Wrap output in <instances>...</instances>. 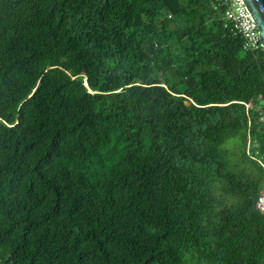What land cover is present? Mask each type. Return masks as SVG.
I'll list each match as a JSON object with an SVG mask.
<instances>
[{
    "label": "trees",
    "instance_id": "trees-1",
    "mask_svg": "<svg viewBox=\"0 0 264 264\" xmlns=\"http://www.w3.org/2000/svg\"><path fill=\"white\" fill-rule=\"evenodd\" d=\"M215 3L0 0V264H264V50Z\"/></svg>",
    "mask_w": 264,
    "mask_h": 264
},
{
    "label": "built area",
    "instance_id": "built-area-1",
    "mask_svg": "<svg viewBox=\"0 0 264 264\" xmlns=\"http://www.w3.org/2000/svg\"><path fill=\"white\" fill-rule=\"evenodd\" d=\"M216 1L214 8L223 7L224 27L228 28L233 34L242 37V50L246 52L262 48L258 38L257 25L250 18L243 2L241 0ZM256 207L264 213V192L259 195Z\"/></svg>",
    "mask_w": 264,
    "mask_h": 264
},
{
    "label": "rangeland",
    "instance_id": "rangeland-1",
    "mask_svg": "<svg viewBox=\"0 0 264 264\" xmlns=\"http://www.w3.org/2000/svg\"><path fill=\"white\" fill-rule=\"evenodd\" d=\"M46 17L42 12H31L25 19L23 27L17 29L14 39L19 43H28L30 38H42L46 34H50L49 29L42 27L45 25ZM31 29H34L32 31ZM26 50L21 54V62L24 61L29 54V48L26 46ZM59 49L57 48L56 51ZM14 84L12 85L9 93H12L15 98H19L23 94L32 95L36 92V86H31L28 79H25L22 73H17L13 76ZM251 145V144H250ZM248 144V147L250 146Z\"/></svg>",
    "mask_w": 264,
    "mask_h": 264
},
{
    "label": "water",
    "instance_id": "water-1",
    "mask_svg": "<svg viewBox=\"0 0 264 264\" xmlns=\"http://www.w3.org/2000/svg\"><path fill=\"white\" fill-rule=\"evenodd\" d=\"M250 18L257 25L258 38L264 50V0H241Z\"/></svg>",
    "mask_w": 264,
    "mask_h": 264
}]
</instances>
